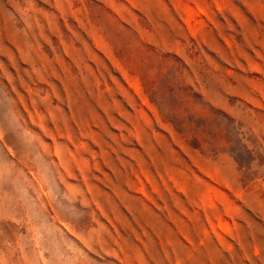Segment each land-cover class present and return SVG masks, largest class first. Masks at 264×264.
I'll return each mask as SVG.
<instances>
[{"label":"rangeland","instance_id":"1","mask_svg":"<svg viewBox=\"0 0 264 264\" xmlns=\"http://www.w3.org/2000/svg\"><path fill=\"white\" fill-rule=\"evenodd\" d=\"M0 264H264V0H0Z\"/></svg>","mask_w":264,"mask_h":264}]
</instances>
